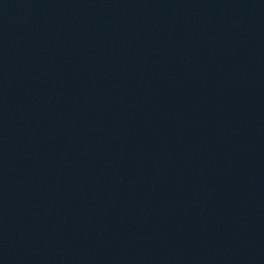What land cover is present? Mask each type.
<instances>
[{
	"label": "water",
	"instance_id": "1",
	"mask_svg": "<svg viewBox=\"0 0 264 264\" xmlns=\"http://www.w3.org/2000/svg\"><path fill=\"white\" fill-rule=\"evenodd\" d=\"M0 264H264V0H0Z\"/></svg>",
	"mask_w": 264,
	"mask_h": 264
}]
</instances>
